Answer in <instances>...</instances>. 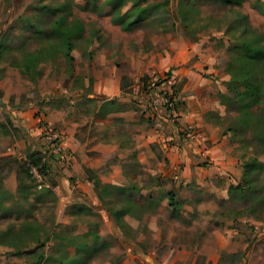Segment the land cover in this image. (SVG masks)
I'll use <instances>...</instances> for the list:
<instances>
[{
    "label": "rangeland",
    "instance_id": "obj_1",
    "mask_svg": "<svg viewBox=\"0 0 264 264\" xmlns=\"http://www.w3.org/2000/svg\"><path fill=\"white\" fill-rule=\"evenodd\" d=\"M247 43L251 92L221 69ZM100 141L124 149L103 158ZM34 150L50 169L25 164ZM188 154L211 172L184 176ZM242 256L264 264V0H0V264Z\"/></svg>",
    "mask_w": 264,
    "mask_h": 264
},
{
    "label": "trees",
    "instance_id": "obj_2",
    "mask_svg": "<svg viewBox=\"0 0 264 264\" xmlns=\"http://www.w3.org/2000/svg\"><path fill=\"white\" fill-rule=\"evenodd\" d=\"M113 21L116 22V19H113ZM122 29L127 30L129 29V25L127 23H122L121 24ZM65 53V56L67 59H69L70 61L74 60V55H73V49H74V42L73 40L68 37L65 36L63 37L62 40V44L61 47ZM242 55L238 56L239 59L237 60H233V61H226L225 64L223 63V65H221V69L222 70H230L232 72V86L233 87H237L238 82L242 83L243 86L246 87V90L248 92L251 91H255L258 87L259 81H258V77L256 76L255 72H253V69L255 68V65L257 64V62L259 60H261L263 57L261 54H257L254 53L253 51V43H247L245 44L243 47L240 48ZM42 53L38 50L35 51H31V52H27L23 58L21 59H17L14 58L13 62H11V64H13L14 66H18V67H26L27 69H29L31 67V65H37L38 61L41 58ZM242 60V66L243 63L246 67L241 68L240 70H244V74L242 76H238L237 75V69L239 68L240 65H238V61ZM252 81L255 82V87H252ZM46 153H44L43 151L40 150H34L30 155L29 158L27 160V163L25 162V164H28L29 166H37L42 172L44 171L43 168H51V160L50 158H45ZM252 164V163H251ZM253 167H254V163H253ZM17 177H19L20 179V169H17ZM90 181H92L93 183L95 182L96 184L100 185V182L95 180V176H91L90 177ZM22 180V179H21ZM168 200L171 202L172 205L176 204V194L174 191H169L168 192ZM110 215L111 217H114L116 219V217L123 215L125 212H127L126 209H109ZM245 257L242 256V260L239 264H245Z\"/></svg>",
    "mask_w": 264,
    "mask_h": 264
},
{
    "label": "crops",
    "instance_id": "obj_3",
    "mask_svg": "<svg viewBox=\"0 0 264 264\" xmlns=\"http://www.w3.org/2000/svg\"><path fill=\"white\" fill-rule=\"evenodd\" d=\"M187 74H190V73L187 71ZM115 114H117L118 116L125 117L126 120H129L131 118L130 117L131 114H130L129 111H121V112H118V113H115ZM33 130H34V128H33ZM36 132L37 131H35V133ZM135 144L136 145H135V147H133V149L136 150V151L138 149L142 150V148L145 146L142 142H138V143H135ZM83 146H85V145L81 144L80 145V149H83L84 148ZM122 146L123 145H121L119 141H109V142L100 141L97 146L93 147V149L98 150L99 152H101V154L103 155V158H104V157L108 156V154H111V152H113V151H117L118 149H124ZM125 147H127V146H125ZM125 149H127V148H125ZM192 157L193 156H190V154H188V157L185 159V162H186L187 166L185 167V170L183 171V175L186 176V177L191 176L192 174L201 175L204 172V170H205V166H202L200 164H198V165L193 167L192 166ZM81 158H83V161L85 162L86 165H89L87 163V161L90 159V156L87 157V155L82 153ZM89 167L92 169L93 172H98V170H99L98 168H94L92 166H89ZM79 172L82 173V174L84 173L82 166L79 169ZM205 172H211V171L205 170Z\"/></svg>",
    "mask_w": 264,
    "mask_h": 264
},
{
    "label": "built area",
    "instance_id": "obj_4",
    "mask_svg": "<svg viewBox=\"0 0 264 264\" xmlns=\"http://www.w3.org/2000/svg\"><path fill=\"white\" fill-rule=\"evenodd\" d=\"M58 139H59L58 134H54L52 135V137L50 136L46 137V141L48 140L47 143L49 144L48 148H51L54 154L60 156L62 151V145L60 142L57 141Z\"/></svg>",
    "mask_w": 264,
    "mask_h": 264
}]
</instances>
